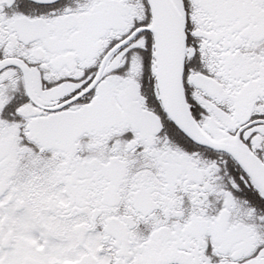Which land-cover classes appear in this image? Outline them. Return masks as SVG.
Returning a JSON list of instances; mask_svg holds the SVG:
<instances>
[{
  "label": "snow or ice",
  "instance_id": "snow-or-ice-1",
  "mask_svg": "<svg viewBox=\"0 0 264 264\" xmlns=\"http://www.w3.org/2000/svg\"><path fill=\"white\" fill-rule=\"evenodd\" d=\"M0 264H264V0H0Z\"/></svg>",
  "mask_w": 264,
  "mask_h": 264
}]
</instances>
